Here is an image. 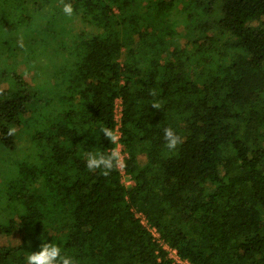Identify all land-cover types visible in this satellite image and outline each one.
Segmentation results:
<instances>
[{
    "label": "trees",
    "instance_id": "obj_1",
    "mask_svg": "<svg viewBox=\"0 0 264 264\" xmlns=\"http://www.w3.org/2000/svg\"><path fill=\"white\" fill-rule=\"evenodd\" d=\"M1 1L28 56L42 64L56 41L71 61L32 80L0 71V234L25 222L0 264L44 240L78 264H181L140 214L182 260L264 264V0H63L71 17L62 0ZM117 98L131 186L86 166L114 147L97 134L117 130Z\"/></svg>",
    "mask_w": 264,
    "mask_h": 264
},
{
    "label": "rangeland",
    "instance_id": "obj_2",
    "mask_svg": "<svg viewBox=\"0 0 264 264\" xmlns=\"http://www.w3.org/2000/svg\"><path fill=\"white\" fill-rule=\"evenodd\" d=\"M219 3L224 2L225 0H216ZM9 8L0 0V71L6 72L7 76L12 77L16 80L19 79V75L23 74L27 80H32V76L35 70H32V66L39 69L42 64L49 65V69L46 72L53 71L55 75L63 71L71 61L69 55H66L62 50L59 49L58 43L55 41L54 52L52 55L46 57V61L41 64V50L34 48L33 55L31 49L25 50L24 47H21L20 44L22 41L28 43L25 36L23 35V28H21V15L15 13L14 15L9 14ZM21 14H24L26 22H28L29 17H35V11L27 10L25 7ZM7 21V26L4 23ZM72 24L67 21V24ZM31 24V23H30ZM29 24V27L31 25ZM33 26V25H32ZM32 29L35 30L33 27ZM28 36V35H27ZM31 36V35H30ZM40 47V43H38ZM47 45L46 42L44 44ZM44 49V48H43ZM52 67V69L50 68ZM30 71V72H27ZM51 75V73H50ZM17 76V77H15ZM17 156V153L15 154ZM187 159L188 156H186ZM25 225V222L21 219H11L10 222L5 224L6 232L0 234V252L5 253L9 248L16 244L20 239V229ZM188 264H192L189 262Z\"/></svg>",
    "mask_w": 264,
    "mask_h": 264
},
{
    "label": "clouds",
    "instance_id": "obj_3",
    "mask_svg": "<svg viewBox=\"0 0 264 264\" xmlns=\"http://www.w3.org/2000/svg\"><path fill=\"white\" fill-rule=\"evenodd\" d=\"M63 3V0H62ZM63 13L71 17L74 14V8L71 3H63ZM153 95L155 93H152ZM156 109H160L159 103H153L151 105ZM164 140L166 147L169 151H175L183 143V138L172 127H167L164 130ZM16 132L15 128H9L7 135L12 136ZM97 135H102L103 138L110 141V144L114 145L112 150L108 153L104 152H92L86 153V166L89 171L101 170V173L105 176L109 175L113 170H118L124 166V155L120 148L121 136L118 130H114L108 127H99ZM31 242L29 241V245ZM25 264H78V262L65 253L62 244L56 242H44L40 245L39 251L30 252L25 257Z\"/></svg>",
    "mask_w": 264,
    "mask_h": 264
},
{
    "label": "built area",
    "instance_id": "obj_4",
    "mask_svg": "<svg viewBox=\"0 0 264 264\" xmlns=\"http://www.w3.org/2000/svg\"><path fill=\"white\" fill-rule=\"evenodd\" d=\"M123 116V101L121 98H117L116 99V106H115V119L117 120V130L120 134V136L122 137V132H121V119ZM120 148L121 151L124 155V158L127 156L126 153L123 152V146L122 143L120 142ZM120 170L123 173L122 176V181L127 185V186H131L133 184H135V182L128 177V175L125 172L124 166L122 168H120ZM141 217V221L142 223L148 227V229L153 233V235L155 236V238L162 244V246L164 247V249H166L168 251V254L171 258H173L175 261L181 263V264H188L189 261L187 260H182L179 256V253L177 251L176 248H172L169 245H167L166 243H163V241L161 240V236L160 233L157 231V229L155 227H151L150 225L148 226V221L147 219L143 216V215H139Z\"/></svg>",
    "mask_w": 264,
    "mask_h": 264
}]
</instances>
